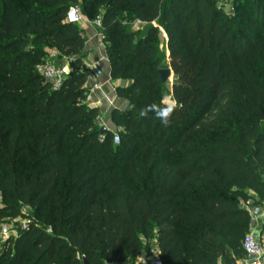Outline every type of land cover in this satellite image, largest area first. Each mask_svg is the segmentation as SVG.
Segmentation results:
<instances>
[{
    "label": "trees",
    "instance_id": "trees-1",
    "mask_svg": "<svg viewBox=\"0 0 264 264\" xmlns=\"http://www.w3.org/2000/svg\"><path fill=\"white\" fill-rule=\"evenodd\" d=\"M101 24L126 110L101 136L86 103V39ZM135 26H145L144 30ZM166 36L176 108L165 125L155 42ZM73 63L54 91L48 51ZM118 139V142H116ZM254 197L251 198L249 194ZM0 264H237L250 202L264 204V0H0Z\"/></svg>",
    "mask_w": 264,
    "mask_h": 264
},
{
    "label": "crops",
    "instance_id": "crops-1",
    "mask_svg": "<svg viewBox=\"0 0 264 264\" xmlns=\"http://www.w3.org/2000/svg\"><path fill=\"white\" fill-rule=\"evenodd\" d=\"M78 27L86 39V46L82 54L88 80L86 85V101L89 104L99 105L97 107L100 114L107 113L104 126L113 132V128L115 127L111 121V112L114 109L126 110L129 107L126 101L118 97L116 91L127 84L120 81L114 82L111 79V69L106 56L102 34L100 27L95 24V21L84 20ZM256 215L252 217L250 233L264 245V213L259 215L258 212ZM241 261L239 260L237 264H241ZM262 262L264 263V258Z\"/></svg>",
    "mask_w": 264,
    "mask_h": 264
},
{
    "label": "rangeland",
    "instance_id": "rangeland-1",
    "mask_svg": "<svg viewBox=\"0 0 264 264\" xmlns=\"http://www.w3.org/2000/svg\"><path fill=\"white\" fill-rule=\"evenodd\" d=\"M74 8H77L79 13L81 14V16L83 17L84 20L86 21H90L89 17L86 13H84L81 9V7L79 6H71ZM145 26H135V29L139 30L142 29L144 30ZM100 32L102 34L101 28H100ZM155 46H156V56L158 59H160L161 61V65L162 68L165 69L168 66V51H167V45H166V36L165 33L163 32V30L160 29L159 34H158V39L155 42ZM45 63H53L55 65L60 66L61 68L65 69L67 76L71 73V69L69 68V62L67 59H59L58 58V54L56 53V51L54 50H49L48 51V57L45 60ZM173 85V77L170 79V81L164 85L161 88V102L164 105L165 104V97L169 98V102L172 101V94H171V88ZM87 93V90H86ZM87 103V101H86ZM90 107H95L98 108L97 106L99 105H93V104H89L87 103ZM99 109V108H98ZM107 113L103 114V113H99V118L97 120V127L99 130H101L102 128H105V117ZM113 132L115 134H117L119 132V130L117 128H113ZM251 198H253L254 196L250 193L249 194ZM2 205V200L0 198V206ZM247 211L249 212V214L251 215V217L257 216L256 212H259V215H261L262 213H264V204L257 206L255 204V202H250L249 203V207L247 208ZM28 225V220L26 219V217L24 218H18V219H12V218H7L5 219L1 224H0V239L4 240V234L3 231L6 230L7 231V235L8 236H16L18 233L19 229H24V227ZM152 236H153V240L150 242L151 245V251H158L157 247H156V237H155V230H152Z\"/></svg>",
    "mask_w": 264,
    "mask_h": 264
},
{
    "label": "built area",
    "instance_id": "built-area-1",
    "mask_svg": "<svg viewBox=\"0 0 264 264\" xmlns=\"http://www.w3.org/2000/svg\"><path fill=\"white\" fill-rule=\"evenodd\" d=\"M84 21L77 8L71 7L66 15V22L68 24L80 25ZM95 24L101 27L99 21ZM37 73L44 79V81L51 85L54 91H59L65 78L67 77L65 69L53 63H43L38 66ZM1 198V196H0ZM4 239L8 237L7 231H3ZM242 248L244 258L241 264H264V245L252 234L249 233L243 240ZM135 264H162L158 251L152 252L150 255L142 256Z\"/></svg>",
    "mask_w": 264,
    "mask_h": 264
},
{
    "label": "clouds",
    "instance_id": "clouds-1",
    "mask_svg": "<svg viewBox=\"0 0 264 264\" xmlns=\"http://www.w3.org/2000/svg\"><path fill=\"white\" fill-rule=\"evenodd\" d=\"M176 108V102L174 100L169 102V98L165 97V104L163 107L156 104L148 106V108L142 112V115H146L148 111H153L155 116L161 120L163 124H167L168 120Z\"/></svg>",
    "mask_w": 264,
    "mask_h": 264
},
{
    "label": "water",
    "instance_id": "water-1",
    "mask_svg": "<svg viewBox=\"0 0 264 264\" xmlns=\"http://www.w3.org/2000/svg\"><path fill=\"white\" fill-rule=\"evenodd\" d=\"M69 68L73 69V63L72 62L69 63ZM159 75H160V79H161L162 85H166L170 81V79L173 77L172 71L170 69H168V68L161 69L159 71ZM108 132H110V131L108 129H106V128H102L100 130L101 136H105ZM116 142H118V139H116ZM256 214H258V212ZM83 263L84 264H88L85 259H83Z\"/></svg>",
    "mask_w": 264,
    "mask_h": 264
}]
</instances>
